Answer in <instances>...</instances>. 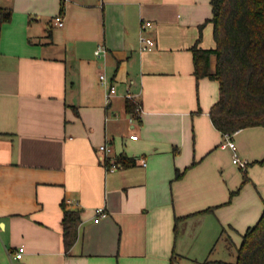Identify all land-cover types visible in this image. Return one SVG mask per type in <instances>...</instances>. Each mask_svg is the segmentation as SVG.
Masks as SVG:
<instances>
[{
    "label": "crops",
    "instance_id": "crops-1",
    "mask_svg": "<svg viewBox=\"0 0 264 264\" xmlns=\"http://www.w3.org/2000/svg\"><path fill=\"white\" fill-rule=\"evenodd\" d=\"M0 6L12 10L6 22L0 11V264H12L22 245L15 264H167L173 228L224 202L240 178L227 174L220 156L231 154L235 164L234 152L209 115L219 82L194 73L191 47L212 17L211 0H0ZM58 15L63 26L55 24ZM144 20L153 22L146 32L156 40L145 52ZM211 29L208 22L201 46H215L205 40ZM100 43L108 51L98 57ZM128 99L138 104L140 119L128 112ZM232 137L238 153L254 161L248 184L261 197L240 209L246 226L264 210V164L255 162L264 158V125ZM103 143L136 163L107 172ZM187 167L176 178L177 168ZM64 202L81 211L69 250ZM98 206L108 216L95 222ZM222 208L215 211L222 222L234 223ZM181 216L187 217L176 221Z\"/></svg>",
    "mask_w": 264,
    "mask_h": 264
},
{
    "label": "trees",
    "instance_id": "trees-1",
    "mask_svg": "<svg viewBox=\"0 0 264 264\" xmlns=\"http://www.w3.org/2000/svg\"><path fill=\"white\" fill-rule=\"evenodd\" d=\"M211 5L212 17L200 25V36L191 47L197 79L209 77L219 82L220 97L211 106L210 119L222 134L264 125V0H211ZM0 11L2 22L11 19V8L0 6ZM208 22L213 24V47L200 45L203 27ZM213 54L216 55L214 71ZM126 106L128 112L140 119L135 101L128 99ZM118 158L125 166L136 163V157L122 154ZM255 162L264 164V158ZM188 169L177 168L176 178L183 177ZM243 172L247 181V169ZM62 207L63 239L69 250L78 237L81 211L69 208L65 202ZM183 217H177L176 221ZM223 263L264 264V210L258 222L243 234L236 261Z\"/></svg>",
    "mask_w": 264,
    "mask_h": 264
},
{
    "label": "rangeland",
    "instance_id": "rangeland-1",
    "mask_svg": "<svg viewBox=\"0 0 264 264\" xmlns=\"http://www.w3.org/2000/svg\"><path fill=\"white\" fill-rule=\"evenodd\" d=\"M205 27V26H204ZM203 27V30H204ZM207 38L213 43V31L212 29L208 31ZM203 39V38H202ZM215 89L218 92V83H215ZM240 155V154H239ZM240 157H242L240 155ZM220 159L225 162V168L227 169V174L232 175L234 178H238V186L234 191H231L226 200H218V204L213 207V209L207 212L191 217L189 220L183 224L179 223L173 228L174 231V250L172 251L167 264H224V262H235L237 259L238 247L241 245L243 236L249 225H255L259 218L245 226V221L240 222L238 215L240 209L254 205L257 196L260 197V192L256 184H248L250 177L248 176L247 181L244 178V169L240 168L237 164L232 163V155L223 153ZM248 163L247 169L254 161H248L246 158L242 157ZM227 162L231 163L229 165ZM260 164V163H259ZM262 165V164H261ZM242 171V172H241ZM242 173V176H241ZM249 175V174H248ZM233 192V193H232ZM238 194H241L238 201L235 198ZM221 195V194H220ZM219 195V197H220ZM224 211V215L232 216L235 222L230 221L224 223L219 217L218 213L215 212L217 209ZM207 209V208H206ZM242 212V211H241ZM240 217V216H239ZM235 224L236 230L231 228V225ZM239 225L242 228L237 226ZM224 226V227H223ZM226 228V230L224 229ZM232 229V231H230ZM237 229L241 232H237ZM231 233V234H229Z\"/></svg>",
    "mask_w": 264,
    "mask_h": 264
},
{
    "label": "built area",
    "instance_id": "built-area-1",
    "mask_svg": "<svg viewBox=\"0 0 264 264\" xmlns=\"http://www.w3.org/2000/svg\"><path fill=\"white\" fill-rule=\"evenodd\" d=\"M55 24L63 26L64 25V17L62 15H58L55 18ZM153 26V22L151 20H144L141 23V33H140V50L145 52L149 51L155 48L156 46V40L153 36L149 35L146 31L148 28ZM107 48L104 44L100 43L97 45V48L95 49V54L98 57L105 56L107 54ZM100 79L103 83L106 82V74L101 73ZM116 92V86L115 84H110L108 88V100H111V96ZM233 134H226L227 141L224 143V147H229L232 149L233 153V162L237 164L242 169H247L248 163L243 160L239 153H238V147L235 142V140L232 137ZM137 135H134L133 138H137ZM99 150L102 153V161L104 162V166L107 170V172H115L123 167H125V163L118 158L116 155H113V148L109 143H103L99 145ZM143 165L147 164V161L145 158H142ZM71 203V202H70ZM78 204V202H75ZM108 216V211L105 206H98L94 209V221L99 222L101 219ZM25 252V246H19L17 250L12 253L11 261L12 264H15V259H21L23 257V254Z\"/></svg>",
    "mask_w": 264,
    "mask_h": 264
}]
</instances>
